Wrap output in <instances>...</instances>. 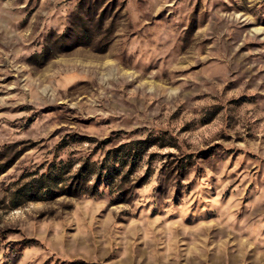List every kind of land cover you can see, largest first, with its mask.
<instances>
[{"label": "rangeland", "instance_id": "rangeland-1", "mask_svg": "<svg viewBox=\"0 0 264 264\" xmlns=\"http://www.w3.org/2000/svg\"><path fill=\"white\" fill-rule=\"evenodd\" d=\"M0 264H264V0H0Z\"/></svg>", "mask_w": 264, "mask_h": 264}, {"label": "trees", "instance_id": "trees-1", "mask_svg": "<svg viewBox=\"0 0 264 264\" xmlns=\"http://www.w3.org/2000/svg\"><path fill=\"white\" fill-rule=\"evenodd\" d=\"M133 153H135V152H133ZM91 167L92 166H89V164L86 163V162L82 163V165L78 168L76 173L71 177L73 179V181H74L73 184L77 183V181H80V180L85 181L87 179V177H88L87 175L89 173H91V171H92ZM117 171H118L117 168L113 167L112 171L108 170L106 172V174L103 175L101 170H98V172L96 173V181H98V183H99L101 178L105 177V180H103V181H109V183H110L113 180V177H114V175H115V173ZM61 176H62V174H58L57 175V174L51 173L48 176H41V177L37 178L35 183H36V185H38L41 188V190L46 189V191L44 192V194H45L47 191H50L49 190L50 186H56V185H58L59 183L62 182ZM47 188H48V190H47ZM96 188H97V186L94 183L91 186L92 191H90V195H93V192L96 190ZM72 189H75L76 192H74V193H79L78 192L79 191V187L78 186H76V188L74 187Z\"/></svg>", "mask_w": 264, "mask_h": 264}]
</instances>
